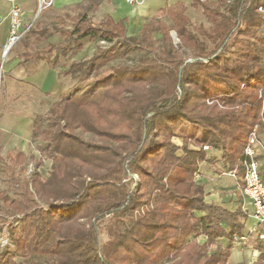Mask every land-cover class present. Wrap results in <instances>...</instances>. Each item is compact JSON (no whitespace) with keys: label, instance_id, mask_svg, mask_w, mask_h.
Listing matches in <instances>:
<instances>
[{"label":"trees","instance_id":"16d2710c","mask_svg":"<svg viewBox=\"0 0 264 264\" xmlns=\"http://www.w3.org/2000/svg\"><path fill=\"white\" fill-rule=\"evenodd\" d=\"M100 2L89 0L86 12ZM191 6L202 7L209 28L192 32L186 8L175 5L159 11L172 29L155 18L137 37L125 38V20L110 17L98 26L81 19L72 31L57 30L64 42L47 52L63 46L79 52L83 40L115 46L72 62L65 74L79 77L75 85L45 117L34 116L32 141L45 146L29 178L14 176L27 155L0 156V170L16 189L12 197L0 193V216L14 217L13 247L0 264H228L247 215L206 203L194 175L207 158L203 146L220 151L227 169L241 175L247 137L264 122V0H193ZM171 30L192 60L182 58ZM154 32L162 36L158 59L113 64L152 50ZM105 71L118 86L81 92V84ZM45 160L51 167L43 178L38 168ZM129 175L139 186L126 181ZM263 259L261 251L254 264Z\"/></svg>","mask_w":264,"mask_h":264},{"label":"crops","instance_id":"0c3cea01","mask_svg":"<svg viewBox=\"0 0 264 264\" xmlns=\"http://www.w3.org/2000/svg\"><path fill=\"white\" fill-rule=\"evenodd\" d=\"M88 1L53 0V5L37 16V0H0V85L4 86L6 95L0 110V149L5 150L6 154L19 151L27 155L32 142L34 116L39 114L43 106L48 105L50 108L73 86V76L65 74L70 64L87 61L92 56L87 58V55L97 48L88 47L91 44L83 40V49L79 52H68L64 46L47 52L48 46H58L64 42L58 29L72 31L81 19H88L90 26H98L103 19L110 17L114 22L125 20V38H130L139 36L143 26L152 19H161L163 22L171 20L159 14L161 9L170 6L185 7L189 23L199 13L203 17L201 6H191L193 0H138L136 5H128L123 0H101L96 10L86 12L85 4ZM12 5L20 7L23 12L22 23L26 25L33 22L31 31L37 32L39 36L35 38L30 31L3 59L2 49L8 37L9 10ZM66 21L73 25L72 29L64 26ZM43 32H47L45 39L41 38ZM55 62L57 66H53ZM260 158L261 176L264 179V157ZM227 171L221 160V152L212 149L207 152L206 160L199 164L197 183L203 187L206 203L230 212L241 210L247 215L241 233L244 240L233 246L228 264H254L261 251L264 252V239L258 238L262 226L252 217L251 204L238 189L242 182L228 176ZM200 238L203 242L204 238ZM218 243L225 246L227 241L221 239Z\"/></svg>","mask_w":264,"mask_h":264},{"label":"rangeland","instance_id":"374dc122","mask_svg":"<svg viewBox=\"0 0 264 264\" xmlns=\"http://www.w3.org/2000/svg\"><path fill=\"white\" fill-rule=\"evenodd\" d=\"M193 18L194 19H192L189 23V29L192 32L198 33L200 26H202L206 29L211 26L207 22L204 15L202 17V15L200 13L198 15L194 16ZM163 24L167 28H170V29L173 28V21L172 20L166 19V21ZM64 26L69 27V29H72V27H73V25L71 23H68L67 21L64 23ZM170 36L172 38L173 45L179 51L182 58L187 60V61L192 60V53L189 50H185L184 48H182L180 46L179 40H178L177 35H176L174 30L170 31ZM149 37H151V39H154L157 41V44L154 45L152 50H148L147 48H144L143 50H141L139 52L127 55L124 59L114 61L113 64H117V63H121L124 65L136 64L139 60H141L144 57H151L154 59H158L160 57V48H161V43H162V36L159 32H154V33L150 34ZM143 45H145V44H142V46ZM208 45L210 46V44H208ZM93 46L100 47L103 49H108L111 46H115V42L114 41L104 42L101 40H97L94 43H92L90 46L88 45V47H93ZM93 53L92 54L89 53L87 55V58H89L91 55H93ZM78 78H79L78 76L73 77V79H72L73 85H75ZM119 83H120V80H118L111 72L105 71L101 76H99L98 78L93 79L91 82H89L90 86L88 84L85 88H83V86L85 84H81L79 87L82 88L81 89L82 93L92 94V93L100 92V91H102L106 88L112 87V86H118ZM5 97H6L5 89H4V86L1 84L0 85V110L4 106ZM48 110H49V106L45 105L38 111V113L45 117L48 113ZM257 126H260V125H257ZM173 141H175L177 144H180V141L176 140V138H174ZM44 146H45V144L40 142L39 140H35V141L31 142L30 148L27 152V158H28L27 161L25 162V164L21 168L16 167V169L14 170V173H15L14 176L16 178H18L20 182L22 181V179L24 177L29 178L32 175V173L35 171V169H36L35 163L39 160L40 151L44 148ZM212 149L213 148L211 147L210 150H212ZM210 150H208L206 152H209ZM179 154H180V152H179ZM0 155L3 158H5V155H6L5 150L0 149ZM50 167H51V161L45 160L44 165L42 167L38 168V171L40 172V174L43 178H46L48 176V173L50 172ZM198 170H199V168H198ZM229 171H232V170H229ZM229 171H227L228 176H230L228 174ZM196 173H197L198 178H199L198 171ZM9 178H10V176H9V173L7 170H3V171L0 170V193L5 192L8 197H12L14 195V193L16 192V189L15 188L12 189L8 186ZM197 180L195 179L196 183H197ZM126 181H129L131 183L132 187L139 186V178L135 175L134 176L129 175L128 179H126ZM263 181H264V179H263ZM0 208L5 211V207L3 205L2 199H0ZM1 215L2 216H0V256H2L3 252L7 248L12 249V247H13L12 241L10 239L9 232H8V225L13 223V219H14V217H8V215L6 213H2ZM100 239H101L102 243L104 241H106L107 238L104 235V233L101 234ZM199 240H201V238H199Z\"/></svg>","mask_w":264,"mask_h":264},{"label":"built area","instance_id":"2783aa9c","mask_svg":"<svg viewBox=\"0 0 264 264\" xmlns=\"http://www.w3.org/2000/svg\"><path fill=\"white\" fill-rule=\"evenodd\" d=\"M128 5H136L138 0H123ZM205 1V0H201ZM53 5V0H37V16L45 9ZM261 10V9H260ZM23 12L17 5H12L9 10L10 27L6 43L3 45L2 58L6 59L13 48L20 40L33 29V22L24 25L22 23ZM190 61V60H189ZM211 149V146H203L204 151ZM264 157V122L260 126H255L247 137L243 148L241 165L242 174L239 175L237 169L229 171L228 174L233 179H240L242 184L238 188L242 196L251 204L252 217L258 225L262 226V232L258 238L264 239V181L261 176L262 160ZM197 180L198 175L195 173ZM244 240V238H235L234 245Z\"/></svg>","mask_w":264,"mask_h":264}]
</instances>
